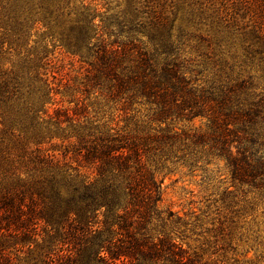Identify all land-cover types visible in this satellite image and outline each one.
Returning a JSON list of instances; mask_svg holds the SVG:
<instances>
[{
	"label": "trees",
	"instance_id": "obj_1",
	"mask_svg": "<svg viewBox=\"0 0 264 264\" xmlns=\"http://www.w3.org/2000/svg\"><path fill=\"white\" fill-rule=\"evenodd\" d=\"M45 2L46 9L39 3L27 12L37 9L48 25L63 24L67 53L83 63L94 56L89 66L96 86L106 85L104 97L124 110L146 105L145 117L157 129L140 135L82 124L61 160L40 147L30 154L22 149L18 162L26 178L15 169L19 189L0 186V264H185L175 242L148 233L152 221L161 220L151 164L193 167L214 157L225 162L232 183L264 192V95L253 91L251 77L198 79L200 72L179 60L171 27L155 26L152 49H145L118 40L141 25L115 21L103 25L114 40L92 44L98 26L89 11L73 12L68 2L61 7L62 0ZM243 49L262 56L264 42ZM195 119L204 120V130L170 128ZM32 247L42 254L34 255ZM24 250L27 260L16 254Z\"/></svg>",
	"mask_w": 264,
	"mask_h": 264
},
{
	"label": "rangeland",
	"instance_id": "obj_2",
	"mask_svg": "<svg viewBox=\"0 0 264 264\" xmlns=\"http://www.w3.org/2000/svg\"><path fill=\"white\" fill-rule=\"evenodd\" d=\"M25 1L29 0H0L2 189H19L15 169L21 171L20 179L26 178L18 162L22 149L30 154L40 147L61 160L76 143L79 125L125 127L140 135L147 128L157 129L145 117L146 105L132 103L124 110L104 97L106 85L96 86L89 66L94 56L83 63L67 53L63 24L48 25L37 9L27 12L39 3L46 9L45 0H34L31 6ZM67 2L71 11L87 10L95 17L98 33L92 44L113 41L103 25L119 21L141 25L138 32L118 35L119 41L152 49V29L166 25L179 47V60L200 72L198 79L251 77L253 91L264 95V54L249 55L243 49L264 42V0H62L61 7ZM204 124L195 119L170 128L204 130ZM150 168L161 192V220L149 226L151 237L161 235L175 242L185 264H264V192L232 183L225 162L214 157L193 167L161 161ZM18 246L11 248L12 253ZM31 250L42 254L36 247ZM16 254L28 259L25 250Z\"/></svg>",
	"mask_w": 264,
	"mask_h": 264
}]
</instances>
